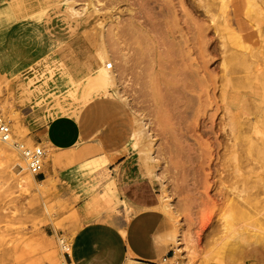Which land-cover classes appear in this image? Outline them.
I'll return each mask as SVG.
<instances>
[{"label":"rangeland","instance_id":"1","mask_svg":"<svg viewBox=\"0 0 264 264\" xmlns=\"http://www.w3.org/2000/svg\"><path fill=\"white\" fill-rule=\"evenodd\" d=\"M31 1L34 10L42 13L40 22L12 29L6 41L7 51L12 53L0 45V115L6 120L9 117L4 115V109L11 101L13 107L17 96L16 81L9 79L6 55L32 62L43 56V52L54 51L55 43L64 35L57 27L53 30L50 4L40 6L39 0ZM76 1L83 4L88 0ZM90 1L99 10V22L105 24L104 36L91 38L89 31L96 29L95 23H91L71 37L83 36L99 58L102 50L107 52L121 96L147 121L154 140V155L159 159L156 171L165 175V187L181 227L180 261L214 264L221 253V249L217 253L219 246L227 243L223 246L224 257H220L223 264H261V258L254 255L257 241L261 240L259 236L250 240L254 234L250 223H264V132L253 134L246 125L235 129L234 122L264 123V56L259 53L263 41L255 36L248 40L244 50L249 61L259 63L262 77L251 76L255 68L249 73L238 70L228 76L233 81L227 83L220 63L222 56L226 58L231 51L222 53V40L210 18L212 14L218 19L219 0ZM227 7L232 11L244 7V3L231 1ZM246 21L239 14L230 23ZM198 29H201L199 34ZM230 47L231 43H227V48ZM194 58L195 62L204 63L205 74L193 70ZM111 93L112 96L95 100L109 99L115 109L112 120L103 123L96 138L101 153L96 160L106 161L100 165L99 172L116 182L115 194L125 200L126 204H119L115 215L120 224L127 223L131 215L150 211L161 187L146 183L135 151H128L126 136L118 125L127 123L130 109L114 91ZM211 120L223 123L218 127H224V131L217 127L215 132H209ZM28 126L23 124L21 132H16L11 125L16 144H26L27 135L34 128L33 124ZM252 140L257 142L253 145L255 150L251 148ZM215 141L224 145L220 152L226 159V167L221 177L208 176L210 144ZM193 145L195 152L190 150ZM169 147L171 151L167 150ZM234 155L240 177L234 176ZM15 176L10 163L0 158V264H60L61 251L65 250L59 239L71 250L72 238L87 226L84 218L74 215L85 200L78 199L65 185H58L39 197L35 186L27 181L18 182ZM104 181L97 186V192L104 189ZM136 194L144 198L139 200L134 197ZM237 195L246 204L244 212L239 210L241 214L233 208ZM50 220L58 225L53 226ZM93 224L111 226L106 222L88 225ZM44 234L50 238H44ZM162 234L164 248L171 249L170 227L163 228ZM191 239L193 242H188ZM174 252L170 251L167 257H172Z\"/></svg>","mask_w":264,"mask_h":264},{"label":"bare ground","instance_id":"2","mask_svg":"<svg viewBox=\"0 0 264 264\" xmlns=\"http://www.w3.org/2000/svg\"><path fill=\"white\" fill-rule=\"evenodd\" d=\"M219 1V12L216 15L218 19L215 20L212 14L210 18L214 23L213 28L215 32L218 34L220 40H222L220 42L222 53L224 54L227 51H231V54L226 58L222 56L223 61L220 63V66L224 70V79L228 83L233 81L231 77H228L232 73L238 72V70L249 73L253 68H255L256 71L255 74L251 76L256 79L262 77L259 63L249 61L244 50L246 49L248 40L255 36L264 43V0ZM231 1L237 3L242 2L244 3V7L228 11L229 7H227V5ZM48 3L52 10L51 24L54 27L53 30L57 27V31L60 30L59 33L62 32L64 34L59 38L58 43H55V46L56 44L59 46L66 42L71 35L79 29L82 30L83 26L86 24L95 23L94 27L96 29L93 32L89 31L91 38L94 39L95 36L98 37V35L100 37L104 36L105 24L99 22L97 16L99 10L93 6L90 0L83 4L78 3L76 0H39L38 4L40 6H47ZM33 6L34 3L31 0H0V45L4 47L5 51L9 48L6 41L12 29L15 27L20 29L27 24L40 22L42 13L34 10ZM206 12H209L208 8H206ZM239 14H242L247 21L231 25L230 20L236 18ZM200 30L198 29V34ZM227 43H231L229 49L227 48ZM7 52L12 53L13 51ZM259 53L264 56V46L259 50ZM100 58L103 67L84 80L76 82L69 76L63 64L55 58L53 51L32 62H27L26 59L7 54L6 63L10 70L8 72L9 79L12 78L17 83L16 102L21 104L23 109H26L27 112L23 113L21 110L18 114L13 115L10 107L7 108L9 110L4 109V115L8 116L9 120H6V118L0 115V119L5 122L4 124L9 134L7 140L0 139V158L10 163L11 171L16 175L15 178L18 182L27 181L32 186H35L39 197H42L58 185L68 186L78 199L85 200V203L76 209L74 213L75 217L84 218V223H86V225L90 222H106L118 228L120 233L124 235V226L126 223L122 222L117 224L118 221H116L115 215L119 204L125 205L126 203L125 200L122 201L115 194L113 186L116 182L111 181L112 179H108V175L99 172V167L101 164L104 165L106 163L105 160L101 162L95 159L88 160L65 171L48 170L46 166L48 155L41 143L34 142L32 138L27 135L26 144H16L11 135V125L16 132H21L23 121H27V125L33 124L35 127L46 126L53 119L67 115L73 110L81 109L87 104L94 102L97 98L112 96L113 94L111 92L114 91L118 99L124 103L126 108L128 107L130 109V111L128 110L130 118L127 123H120L118 125V127L120 126L122 128V134L126 136L127 149L128 151H135L134 155L136 156L137 164L145 172L144 180L146 183L150 185L158 184L161 187L158 198L155 203H152L149 210L162 216L163 221L161 223V229L170 227V248L175 252L172 257L162 256L159 264H184L180 261L181 249L179 246L182 244L181 227L176 218V211L172 205L171 197L168 195L165 187V175L158 174L156 171L159 159L154 155V140L149 133L147 121H145L142 115L137 114L131 108V104L126 97L121 96L113 75V62L107 55V52L102 50ZM195 59L196 58L193 59L192 64L194 67L193 70L196 73L205 74L204 63L199 61L195 62ZM262 114H264V112ZM210 123L208 127L209 132H215L218 125L221 124V122L217 123L214 120H211ZM241 125H246L253 134H262L264 132V123L256 125L254 122H234L235 129H238ZM220 126H223V123ZM217 129L219 131L220 129L224 131V127H218ZM235 129L234 131H236ZM231 130H233V128H231ZM187 131L192 130L189 129ZM216 141L210 144V162L207 165L208 170H210L208 173L209 177H212L214 174H218L221 177L226 167V159L223 153L220 152L224 148L223 142L220 141L216 143ZM255 142L256 141L252 140L251 148L253 150H255L253 147ZM143 143L144 145L142 147H138V145H142ZM196 143L197 142H195L194 145H196ZM194 145L190 148L193 152H195ZM172 149L178 148L172 147ZM11 150L15 151V153ZM167 150L171 151V148L169 147ZM37 151L43 154L44 165L41 174L42 172L45 173L44 178L39 181H37L36 178L41 174L36 177L29 166L32 164V162H30V156L34 155ZM192 159H195V157L192 156ZM232 160L235 163L234 176L240 177L235 155ZM110 178L114 177L110 176ZM102 181H104V189L101 192H97V186H99ZM142 195L147 196L146 193ZM142 195L136 194L134 197L141 200L144 198ZM243 199L241 195L236 196L233 206L235 211L236 209L238 211H245L244 208L246 204H244ZM45 209L48 214L46 206ZM240 211V214L243 213ZM101 212H103L104 215L100 214ZM134 215H131V217ZM253 220L256 221L258 219L253 218ZM50 221L53 226L58 225V222L55 220ZM254 223L256 222L251 221L250 223L251 231H254L250 240H252L254 236H259L258 238L261 241H257L258 246L257 248L255 247L256 253H254V255L260 257L262 260L261 264H264V223L262 225L258 223L256 225ZM44 238L49 239L50 236L44 234ZM190 241L193 242V239L188 240V242ZM50 242L51 244H55L54 241ZM59 242L62 249L65 250V252L61 251L60 256L63 262L60 264H65L63 256L66 252H70V247L65 246L61 239H59ZM226 245L227 243L222 244V247L219 246L217 253H220L221 249V255L219 254L216 257L214 264H223V261H220V257H224L223 248Z\"/></svg>","mask_w":264,"mask_h":264},{"label":"crops","instance_id":"3","mask_svg":"<svg viewBox=\"0 0 264 264\" xmlns=\"http://www.w3.org/2000/svg\"><path fill=\"white\" fill-rule=\"evenodd\" d=\"M49 53L43 52L42 55ZM53 54L76 82L84 80L103 67L99 56L81 35L67 39L55 48ZM40 57L42 56L36 59ZM11 104L12 101L9 107L13 108V115L21 110L23 113L27 112L18 102H15L13 107ZM114 115L115 109L109 99L102 102L97 100L53 119L46 126H33L30 137L34 142L44 146L48 155L46 163L48 170H69L85 161L96 160L100 156V145L96 138L102 131L103 123L111 121ZM26 122L23 121L24 127L28 126ZM44 176L45 173L42 172L39 177L42 179ZM162 219L160 214L151 210L141 211L125 224L124 235L118 228L109 225L84 226L72 238L71 250L64 254V262L159 264L160 258L167 257L172 251L163 246L165 244L161 229Z\"/></svg>","mask_w":264,"mask_h":264},{"label":"built area","instance_id":"4","mask_svg":"<svg viewBox=\"0 0 264 264\" xmlns=\"http://www.w3.org/2000/svg\"><path fill=\"white\" fill-rule=\"evenodd\" d=\"M5 122L0 119V139L7 140L9 137V134L7 132V127L4 124ZM30 162H32L30 166V169L32 172L35 173V176H39L41 174L44 162H43V154L40 152L34 153V155L30 156Z\"/></svg>","mask_w":264,"mask_h":264}]
</instances>
